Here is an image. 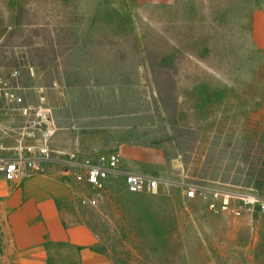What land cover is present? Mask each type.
<instances>
[{
	"label": "rangeland",
	"instance_id": "1",
	"mask_svg": "<svg viewBox=\"0 0 264 264\" xmlns=\"http://www.w3.org/2000/svg\"><path fill=\"white\" fill-rule=\"evenodd\" d=\"M253 1L0 0V76L54 120L41 172L115 153L120 170L159 181L140 194L117 175L99 190L79 185L98 264H264V212L233 216L186 197L197 187L264 199ZM28 131L5 106L1 153L33 143Z\"/></svg>",
	"mask_w": 264,
	"mask_h": 264
},
{
	"label": "crops",
	"instance_id": "2",
	"mask_svg": "<svg viewBox=\"0 0 264 264\" xmlns=\"http://www.w3.org/2000/svg\"><path fill=\"white\" fill-rule=\"evenodd\" d=\"M250 42L264 52V0L253 1ZM73 173L66 166L0 179V264L99 263L96 233L75 204L85 182Z\"/></svg>",
	"mask_w": 264,
	"mask_h": 264
},
{
	"label": "built area",
	"instance_id": "3",
	"mask_svg": "<svg viewBox=\"0 0 264 264\" xmlns=\"http://www.w3.org/2000/svg\"><path fill=\"white\" fill-rule=\"evenodd\" d=\"M8 105L14 106L18 114L25 118V124L30 129L25 133L26 136L34 137L33 143L20 144L14 153L2 154L3 148L0 147V179L4 182H13L24 173L41 172L45 164L54 159L49 141L55 125L49 107L41 104L32 108L26 105L17 88L7 78L0 76V112ZM63 163L76 169L75 177L78 180L83 179L85 184L94 190L102 189L111 175H117L122 179L124 189L129 194L146 191L154 193L159 189V181L155 177L120 170L119 156L115 153L107 154L93 164L74 162L73 159ZM198 195L213 212L233 216H240L244 211L252 209L264 212V199L253 192L232 194L220 189L197 187L188 188L186 192V197L190 199Z\"/></svg>",
	"mask_w": 264,
	"mask_h": 264
}]
</instances>
